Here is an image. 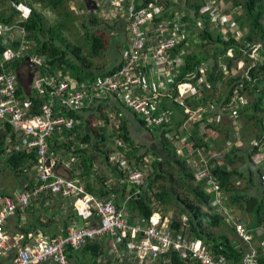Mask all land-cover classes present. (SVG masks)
Masks as SVG:
<instances>
[{
	"label": "built area",
	"instance_id": "1",
	"mask_svg": "<svg viewBox=\"0 0 264 264\" xmlns=\"http://www.w3.org/2000/svg\"><path fill=\"white\" fill-rule=\"evenodd\" d=\"M90 1L101 15L106 16L105 18L113 16L117 21L124 22L127 41V46L121 51L119 67L93 83H78L69 76L59 73L42 75L39 71L42 59L29 56L33 44L28 41L24 28L19 24L7 25L0 21V46L4 49L0 58V123L2 129L9 125L16 136L13 140L7 133L3 138L2 158L8 156L14 149L34 151L36 157L33 166L35 172L33 188L18 190L11 196H0V259L9 260L8 264H70L67 257L68 249L78 250L86 243H93L100 240L97 238H102L109 243L107 257L112 264H169L167 256L170 254L179 255L190 264H226L223 258L214 259L201 240L174 239L170 220L157 212H153L148 220H140L137 224L131 225L129 214L124 209H117L113 195L99 198L87 192L83 182L78 178L80 166L77 157L69 155L68 160L63 156L52 157L51 153H48L47 140L58 132L61 135L60 140L64 141L63 130L70 129L79 122V119L60 115L63 108L85 115L89 109L95 107L102 109V105H124L145 125L155 128L168 121L161 105L162 101H165L183 108L186 119L180 128L184 131L195 125L200 128L202 122L205 126L218 122L217 115L206 116L208 110L200 100L201 87H209L204 76L205 67L200 70L202 77L197 78V74L188 75L187 80L177 82L175 86L172 84L177 69L186 56L184 50L176 53L178 46L185 41L188 30L187 24L181 21L179 14L172 18L164 17L161 9L156 7L155 0H145L146 7L140 8H135V3L139 0ZM15 8L21 13L22 20L27 19L31 13L30 8L23 4H18ZM220 12H222L220 0H206L200 10L199 19L208 18L211 29H216L217 33L223 35L222 30L226 26L225 22L220 20ZM196 25L199 30L204 29L203 20H198ZM248 48L249 58L256 60H252L254 65L257 62L261 63L260 55L257 54L263 49L262 45H250ZM229 53L231 52L227 55L232 56ZM26 58L29 61H26L25 75L29 77L33 72L29 62L35 64L37 72H34L32 83L25 88L31 89L34 95L37 93L38 97L47 99L39 106L38 114L32 113L34 104L25 92L23 96L17 92L18 73L21 67L15 72L8 68L13 62L25 61ZM240 63L244 67L243 62H239L234 71H238ZM237 98L244 102L243 97L238 95L232 97V102L235 103ZM189 99L195 103H188ZM231 111L235 115V111L233 109ZM107 115L113 120L109 124L118 129L119 119L115 115L109 113ZM113 132L117 135L119 130ZM203 136L208 143L210 138L206 133ZM238 140L239 137L236 142ZM252 145L263 147L264 139L253 141ZM115 146L116 152L109 156L111 163L117 166L130 185L142 183L148 177L146 169L149 165L148 159L142 157L139 162L135 159L137 164L129 163L125 157L129 148L126 143L116 138ZM194 150L197 159L200 157L201 161L198 164L195 162L196 159H193L190 163L193 167L194 164L201 166L198 168V174H203V178L208 180L206 190H209L208 193L212 197V207L220 215L228 213V221L233 222L238 238L249 246V252L240 264H258L259 249L252 243L257 241L259 236H264V229L250 230L241 221H235L234 218L238 217V214L228 212L224 208V204L227 203L225 195L219 188L217 180L210 174L213 168L210 163L215 160L218 164L224 152H212L210 144L208 147L201 146ZM261 156L263 157L259 165L264 164L262 163L264 150ZM261 169L263 173L260 176V183L264 187V167ZM44 195L72 201L75 215L83 222V226L71 227L64 238L52 239L41 236L33 238L29 235L10 239L5 233L7 218L25 211L30 207L32 200ZM22 242L25 243L21 244ZM262 244L261 249L264 250V242ZM116 256L119 259H116Z\"/></svg>",
	"mask_w": 264,
	"mask_h": 264
},
{
	"label": "trees",
	"instance_id": "2",
	"mask_svg": "<svg viewBox=\"0 0 264 264\" xmlns=\"http://www.w3.org/2000/svg\"><path fill=\"white\" fill-rule=\"evenodd\" d=\"M68 1L69 0H0V3L3 2L7 4V7L3 10L0 7V21L7 25L19 24L24 28L28 41L33 42L32 53L36 57L42 59L39 68L42 75H56V73H59L63 76H69V78H72L78 83H93L96 79L113 72L119 67L120 62L119 64L114 63L111 67L104 70V72L101 70L96 72L91 69V63L81 57L80 49L69 45L63 33L69 31V23H72L71 20L75 22V17L70 15L69 7L66 5ZM146 1L139 0V3H135V8L146 7ZM229 1L232 10L237 11L234 15L230 13L226 17L231 18L232 25L240 30L241 35L237 37V35L230 34L232 33L230 32L228 33V40L222 39L221 35L216 32V29H211V27H209L210 22L208 18L199 19L201 18L200 10L204 7L206 0L191 2L189 5H186L189 3V0H183L184 5L180 3L176 4L174 1L170 0H155L154 3H156L157 8L161 9V13L164 17L172 18L175 14H179L181 21L187 24L188 30L185 35L186 39L176 49V53L179 50H184L186 56L182 65L177 69L176 77L172 83L173 86H175L177 82L187 80L188 75L197 74V78L202 77L200 70L202 67H205L204 76L209 87H201L202 96L200 97L201 99H199L208 110L206 116L214 115L210 108L216 105V102H220V105L222 104L221 107L224 108L225 111L233 109L236 117L237 115H242L246 117L247 121L251 122L253 126H256L255 130H251L252 132L249 137L244 135V132H248L247 129H243V127L246 126L244 123L243 126L240 125V137L239 133L235 132L231 126L227 127V132L236 133V137H239L240 142L243 143L246 140L251 141V139L259 141L264 139V52H262L260 56L262 62H257L254 65V62L249 58L250 53L247 50L250 45L253 46L257 44L262 45L264 48V0ZM12 4L15 6L23 4L30 8L31 13L28 18L22 20L21 13L15 6H12ZM37 4L44 8L51 9L55 15L60 16L62 21L57 20L55 24L47 27L46 14L38 11L36 7ZM97 12L100 14L97 9L91 13H86L83 21H81V25L83 29H85V38L89 46V59L98 58L102 55L106 45L109 44L104 37L102 32L103 29L99 27L98 19L93 14ZM103 20L105 25L110 26L114 24L116 19L111 16L103 18ZM155 20H157V16H155ZM198 20H203L204 29L199 30L197 28L196 22ZM96 25L98 26L96 32H91L88 29L89 26L94 28ZM213 31L215 34H213ZM125 42L127 44L126 40ZM208 46L212 48H207ZM3 51L4 49L0 46V58ZM228 52H231L232 56H228ZM242 61L244 64L243 70L246 72L227 80V92L223 96V99L220 98L215 101L210 99L208 90L212 87L211 85L217 86V81H223L224 76L231 74L232 71H234L233 67ZM26 65V61L18 60L17 62H13L8 68L15 71L14 69L21 67V70H24ZM20 78L21 73L19 72L17 92L22 96L23 92H25L34 104L32 113L38 114L39 106L43 101H47V99L38 97L37 93L34 95L31 89L27 90L25 85L21 83L22 81ZM235 92L238 93V96H242L246 99V101L242 102L237 98V101L235 100L236 102L234 101L235 103H233L232 97ZM247 98L249 100H247ZM187 102L195 103L194 100L191 102V99L187 100ZM161 105L166 117H168V121H165L161 126L154 128L145 125L134 115L140 127H145L151 132L156 130L157 133L156 138L160 149L159 152H154L151 149L148 151L151 153L149 165L148 168H146L148 169V177L145 178L142 184H138L137 187L132 186L130 191L125 184H123L121 189L112 188L111 190H106L104 186H101V194L104 191H106L104 194L105 196L114 194V203L117 209H124L129 214V217L133 215L145 221L152 215L156 204L164 208H178L182 213L180 216L177 215L176 219L170 220L171 229L178 228L181 224V219L179 217L182 215L186 216L189 233L194 239L203 242L207 247L208 253L214 259L220 257L228 264H237L247 255L246 252L248 250L244 249L243 244V248H240L242 242L232 236L233 233L230 228L226 226L225 228L223 227V219L212 213V198L206 193L205 186L200 182L196 186L194 185V180H196L195 173L190 167L188 160L176 154V138L174 131L173 135L169 137V132H171V130H176L183 126L186 119L183 108H180L177 104L167 103L165 101H162ZM111 111L114 112L116 118L121 117L120 109L117 106L111 108ZM60 115L76 119L82 118L80 114L65 108L61 110ZM88 115L90 118L97 117V119H101L100 121L103 122V125L98 129L88 125L85 120H79L77 125H74L70 129L65 128L63 130L62 136L66 139L65 141H61V135L55 132L54 135L47 140V146L48 153H51L52 157H58L57 154L62 151H64L66 155L77 157L82 171L81 176L88 177V180L84 183L86 190L88 192H95L96 190L92 183L95 177H92L93 179L91 180L89 178L91 169L94 166V159L99 154V156H103V161H110L108 156H112L117 147L115 143L112 144V142L109 141L112 140V135H104V124L107 120H113L109 119V117L107 119L108 115L103 113V110L99 107L89 109ZM216 124L218 126V122L215 124L208 123L207 126L217 129ZM220 126L222 127V123ZM115 130H119L115 137L121 139L122 142L126 143V146L129 147L127 152L129 156L136 158L137 162L141 161L142 156L148 152L144 150V152L136 155L137 149L141 147V145L134 143L124 119L120 121L119 128ZM198 131L199 127L196 125L193 130L194 146L208 147L211 142H215L214 140H209L208 143H206L204 136L202 138L196 137V132ZM7 133L11 139H13L14 132L9 125H6V128L0 131L1 146H3L1 139L5 137ZM70 137H72L71 140ZM107 141H109L108 148L111 147L110 150L98 149V145L105 146ZM83 145H90V147L84 149L82 148ZM234 146L235 145L232 147ZM72 147L75 149L71 150ZM0 149V155H2L4 153V148ZM257 151L258 147L253 145L246 151H242L235 147L226 152L220 160L219 163L222 162L224 166L216 164L213 166L210 173L211 176L217 180L219 188L224 193L225 197H227L226 201L228 200L232 206H236L242 211V214H249L251 217V221L247 225L249 228L264 222V201L262 197L252 196L248 193L249 183L253 182L252 176H259L260 178L263 173V169L261 168L264 167V164L261 166L259 165L258 170H256L254 168L255 164H253L252 161V156L255 155ZM239 152L241 156H239ZM237 160L238 162L240 161L239 166H234L230 169V165H233ZM3 162L5 168H8L9 171L15 175H25L26 177L29 175V178L35 175L33 169L36 162L34 151L29 152L27 150L14 149L8 156L3 158ZM115 171L117 173H115ZM113 173L116 176L123 177V173L118 170L117 166H115ZM98 180L101 182L103 180L105 181L103 177L98 178ZM161 180L163 183L157 184L158 181ZM241 180V183L247 182L246 186L237 187L235 183ZM28 184L34 186L35 181L29 179ZM178 189L185 191L187 197L181 196V194L177 192ZM214 229L218 230V234L214 233ZM224 229L227 230L228 235ZM258 240L264 242V236H259ZM99 241L100 240H96L93 243H86L84 247L78 251L68 249L67 257L70 264H96L97 259L102 257L105 251L102 243L104 240ZM167 257L171 260V264H183L176 254L173 256L170 254ZM258 264H264V250L261 248H259Z\"/></svg>",
	"mask_w": 264,
	"mask_h": 264
},
{
	"label": "rangeland",
	"instance_id": "3",
	"mask_svg": "<svg viewBox=\"0 0 264 264\" xmlns=\"http://www.w3.org/2000/svg\"><path fill=\"white\" fill-rule=\"evenodd\" d=\"M24 1H28V0H24ZM196 1L201 2V0H189V3L186 4V5H189V4H191V2H196ZM177 2H179L182 5H184L183 0H177ZM82 3H83L82 0H69L68 3L66 4L67 6H69L70 15H73V17H75V22H73L71 20L72 23H69V31H65L63 34H64V37L69 42V45L74 46V47H78L80 49L81 57L85 58L87 62L91 63V69L92 70H94L96 72L101 70L102 72H104V70H106V69H108L109 67L112 66L113 61L117 60L118 56L120 55V52H116L117 50L115 49V45H118L120 47V49L123 48V45L119 44L120 41L118 39L114 40L115 44H113L111 42V40H112L111 34L114 33V32H112V28L107 27V25H105L103 23L104 22L103 18H105L106 16L98 14V12L97 13H93L94 16L98 19L99 27H100V29L101 28L103 29L102 32L104 34V37L108 41L109 44L106 45V48L103 51L102 55H100L96 59H89L90 58V57H88L89 46H88L87 40L85 38L86 37L85 29H83V27L81 25V21H83V18L85 17V14H86L85 9H83V4ZM222 5H226V6H225V8H223L222 12L219 13V16H220V20L225 22L224 26H226V27H224V29L222 30L223 35L220 32H218V33L221 35L222 39H224V40H228L227 33H230V32H232L230 34H235V35H237V37H240V35H241L240 30L238 29L239 33L237 34V28L234 25H232V20H230L231 18L226 17L230 13H232L234 15L237 10H235V11L232 10L231 3H230L229 0H228L227 4H224V0H220V7L221 8H222ZM0 7L3 10V9H5L7 7V4L1 2L0 3ZM36 7H37L38 11L42 12L43 14H46L45 16H46V20H47V22H46L47 23V27L52 26L53 24H55L57 22V20L58 21L61 20L60 16L59 15H55V13L51 11V9L44 8V7L40 6L39 4H37ZM118 22H120V20ZM97 25L94 28L89 26L88 29L91 32H93V31L96 32V29L98 28ZM214 26H215V24H214ZM216 26H218V25H216ZM209 27H211V25H209ZM231 28H232L233 31H231ZM213 34H215L214 31H213ZM114 35H115V33H114ZM123 38H125V33L123 34ZM121 41H123V39ZM207 48H212V47L208 46ZM262 52H264V48L261 49V51L259 50V54H257V56H259V55L261 56ZM229 54L232 55V53H229ZM116 57H117V59H116ZM252 60H254V59H252ZM254 61H256V60H254ZM243 68L244 67H243V65L241 63L238 64V71H232L231 74L224 76V80L223 81L218 80L217 81L218 82L217 86L216 85L215 86L211 85L212 87L209 88V90H208L209 91L208 93L210 94V99H212L213 101H215L217 99H220V98L223 99V96L227 92V90H226L227 80L229 78H234L235 76H238L239 74L246 72V71L243 70ZM19 71L21 73V78H20L21 81H22L21 83H23L27 87L28 85H30L32 83V81L34 79V75H33V77L29 78L27 74L25 75L24 70L20 69ZM236 95H238V94L234 93L233 96H236ZM247 100H249V99L247 98ZM244 101H246V99H244ZM217 103H220V102H217ZM221 106H222V104L218 105L219 108H221ZM219 108H217V105H213L210 108L211 111H214V115L215 114L218 115V128L214 129V128L210 127V126H205V123L202 122V123H200L202 127H200L199 131L196 132V137L202 138L203 135H205V133H206V135L210 138V140H215L214 143L213 142L210 143V145L212 146V149H213L212 152H217V151L219 152L220 151V152H224V154H225L226 152L232 150L235 147L240 149V150H242V151H246L248 148H250L251 142L253 143V141H255V139H251V141H247L246 140V141H244V143L243 142L240 143L239 142L240 140H238V142H236V140H237L236 133L227 132V127L231 126V128H233L235 130V132L239 133V137H240V129H241L240 127L243 126V123H244V124H246V126H244L243 129H247V131L249 132V133L248 132L247 133L244 132V135L249 137L251 135V132H252L251 130H253V129L255 130L256 126H253L252 123L247 121V118L243 117L242 115L241 116L237 115V117H236L233 114L234 112L231 111V110L229 112H225V110H224V113L220 114V109ZM87 116H89V115L87 114L85 117H87ZM107 119H108V116H107ZM100 120L101 119H97V117H92L89 120H86L85 122L88 123V125L93 127L94 122L96 124V123L101 122ZM131 121H133V120H131ZM221 123H222V127L220 126ZM127 125H128V129H129V132H130V136L133 139L134 143L137 144V145L138 144L141 145V147H138V150H139L138 153L144 152V150L146 152H148L150 148L153 149L154 151L155 150H159V146H158L159 143L154 144L153 141L152 142L144 141L141 138L140 129H138L135 124L127 122ZM216 126H217V124H216ZM105 129H108L110 131L111 135L115 136V133L113 132V131H115L114 126L106 125ZM194 129L195 128H193L191 132H188L189 137H188V135L186 136V133H185L184 137L180 139L182 146L180 144L176 145V154L179 156L180 153L182 155L187 153V154H189L188 155V159L189 160L196 159L195 162L199 164V162L201 161V158L199 157V159H197L196 154H194L195 150L192 148V145H193V142H194L193 141L194 140L193 139V137H194L193 130ZM178 130H181V129L178 128ZM152 133H153V135H155V137H157L156 130L152 131ZM111 135H109V136H111ZM170 135H173V130L170 132ZM226 135H228L229 137L226 136ZM113 138H115V137H112L111 139H113ZM188 138L190 139L191 142L188 141ZM109 141L113 142L112 140H109ZM109 141H107L105 146L98 145V149H108V150H110L111 147L108 148V142ZM217 143H219V145H216ZM233 145H235V146L232 147ZM89 147H90V145L89 146L88 145H83L82 146V148H84V149H88ZM187 148L189 149V151H188ZM73 149H75V148L72 147L71 150H73ZM240 152H239V156H241ZM211 154H214V153H211ZM57 156L59 158L63 156L65 158H68V160H70V156L64 154V151L58 153ZM179 157H182V156L180 155ZM262 157L263 156H261V154H260L258 156H255L254 159L255 160L256 159H260L261 160ZM2 159L3 158L0 157V190H3V189L6 190V189H8V188H10V187H12L14 185V182H15L14 179L15 178L12 175V173L9 171L8 168L4 167V165L2 163ZM190 164L192 165V163H189V165ZM215 164H216L215 160L210 163V165H213V166ZM218 164L220 166H224V165H222V162L218 163ZM239 164H240V161L238 162V160H237L233 165H230V169L232 168V166L233 167L234 166H239ZM94 165H95L94 168H95L96 173L99 174L98 176L99 177H103L104 179L106 178V181H109L110 186L114 187L115 185H113V183L116 184V182H117L119 184L121 182L122 185L123 184L127 185L129 191L131 190L132 186L137 187V185H130L129 183H127L125 181V179L121 178L118 175L116 176L115 174H113V170L115 168L114 164L113 163L111 164V161H105V160L103 161V156H99V154H98L95 157V159H94ZM194 166H195L194 168L196 169L195 171H193L195 173V179H196V180H194V185L196 186L199 182H201V180L203 178V174H198V168H201V166H199L197 164H194ZM60 170L63 171L62 168H60ZM62 173H64V172H61V174ZM115 173H117V172L115 171ZM118 179H119L120 182L117 181ZM160 183L162 184L163 181L162 180L158 181L157 184H160ZM246 183L247 182H243L242 184L246 185ZM140 184H142V183H140ZM180 185H182V184H180ZM177 192L179 194H181V196H186L185 191H183L182 189H178ZM207 192H209L208 189H207ZM167 208L170 209V211L167 213V217H169L173 213L174 215L172 217L176 218L177 215L179 213H181L178 210V208H176V207H167ZM167 208H163V209H167ZM180 215L181 214H179V216ZM183 217H186V216L182 215L180 218H183ZM242 217H244V216H241V218ZM239 219H240V217H239ZM214 233L218 234V230L214 229ZM187 235H188V233H183V234L180 235V237L181 238H185V239H189V240L190 239H194V237H192L191 234H189L190 238ZM260 237H262V236H260ZM97 239L101 240L102 238H97ZM238 241L242 242V243L240 242L241 243L240 248H243V246H244V249L248 250V248H249L248 244L244 243L241 239H239ZM258 241H259L258 244H257V241H256L255 244H253L254 247L257 248V249H259V248H261V246H263L262 242L260 240H258ZM242 244H243V246H242ZM108 246H109V243H108ZM115 258L119 259V258H117V256ZM178 258L184 264H190V262L182 260L179 257V255H178ZM98 260L101 261L102 264L106 263L104 261L103 257H99L97 259V261ZM169 264H171V260L170 259H169Z\"/></svg>",
	"mask_w": 264,
	"mask_h": 264
},
{
	"label": "crops",
	"instance_id": "4",
	"mask_svg": "<svg viewBox=\"0 0 264 264\" xmlns=\"http://www.w3.org/2000/svg\"><path fill=\"white\" fill-rule=\"evenodd\" d=\"M82 1H83V3H82L83 4V9H85L86 13H89L87 11L86 6H85V3H84L85 0H82ZM170 1H174L176 4H179V2H177V0H170ZM227 2H228L227 0H224V4H227ZM225 6L226 5H222V10H223V8H225ZM107 27L112 28V32L115 33V35H114V33L111 34V38H112L111 42L113 44H115L114 43V40L115 39H118L120 41L119 44H122L123 47L125 48L127 46V44L125 42V40H126V30H125V24H124V22L123 21H120V22L117 21L116 22V20H115L114 24H112L110 26H107ZM124 33H125V38H123V34ZM238 33L239 32H238V29H237V34ZM227 35H228V33H227ZM122 39H123V41H121ZM31 43L33 44V42H31ZM115 49L117 50L116 52H120V55L118 56V59L116 57L117 60H114L113 63H112V65L115 62H116L115 64H119V62L121 60V51L123 50V48L120 49V47L118 45H115ZM31 50L29 51V56L36 57L32 53ZM31 68L32 67H30V69ZM9 70L12 71L10 68H9ZM14 70L16 71V69H14ZM15 71H12V72H15ZM38 75L39 74H37V76ZM216 105H217V108H219L218 105H220V103H217L216 102ZM114 106H117L120 109L121 117L117 118V119H119V121H122V119H124L126 121V123L128 122V123L135 124L137 126V128L140 129L141 138L144 141H149V142H152L153 141L154 144H157L158 143L157 138L155 137V135H153V133L150 130L146 129L145 127H140V125L137 122V118H135L134 114L130 110H128L127 108H125L124 106L119 105V104H116V105L115 104H112V105H104V106L102 105L103 113H105V114H108L109 113V114H112V116H113L114 115V112L111 111V108H113ZM219 109H220V114L221 113H224V110H225L224 108L221 107ZM225 112H229V111H225ZM213 113H214V111H213ZM87 114L88 113H86L85 115L81 114L80 116H82V118L79 119V120H82V121L83 120H85V121L86 120H89L90 119L89 116L85 117ZM131 120H133V121H131ZM109 122H110V120H107L106 123L104 122L105 123L104 124V127L106 125H109L110 126ZM101 125H103V122H99V123H96V124L94 122L93 127L99 129V127ZM195 127H196V125L190 127V129L188 131L185 130L186 132L183 129H181L180 127L179 128L181 130H178V128L176 130L173 129V131L175 133V138H176V145L180 144L182 146L180 139L184 137L185 133H186V136H187L188 135V132H191L192 129L195 128ZM217 128H218V126H217ZM1 129H2V127H1V123H0V131H1ZM104 135L105 136H109V135H111V133H110V131L108 129H104ZM15 137L16 136L13 135V140L15 139ZM112 137H115V136L112 135ZM188 137H189V135H188ZM3 138L4 137H2L1 140H2V143H3L2 145L4 146ZM115 138L112 139L113 140L112 143H115ZM188 141H190L189 138H188ZM76 144H77V142H76ZM216 145H219V143H217ZM251 145H252V142H251ZM3 146L0 145V148H3ZM192 148L193 149L197 148L196 146H194V142H193ZM151 150H153V149H151ZM262 150H264V146L258 148L257 153H255V155L252 156V161H253V164H255V166H256V167L254 166V168L256 170H258V166L260 164V159H256L255 160L254 158H255V156L260 155L261 152H262ZM138 151L139 150L137 149L136 155L137 154H140V153H138ZM188 151H189V149H188ZM115 152H116V150H115ZM154 152H159V150H155ZM180 155H182V154L180 153ZM184 155H182V156H184L182 158L187 159L188 162L190 163V161H192V160H189L188 157H186L189 154L185 153ZM0 157H3V156L0 155ZM125 157H126V160L129 163H135V164H137L136 161H135L136 158H134L132 156H129V153L126 152V156ZM142 157L145 158V159H148V161H149V159L151 158V153L148 152V153L144 154ZM108 158H109V156H108ZM219 162H220V160L218 161V163ZM2 163L4 165L3 159H2ZM114 166H115V164H114ZM4 167H5V165H4ZM94 167H95V165L91 169V173L89 174V178L91 180V179H93L92 177H95V180L93 179V182L92 183H93L94 189L96 191L95 192H90L89 191L90 193L97 195L99 198H102V197L105 198V197H108L110 195L105 196L104 194L106 193V191H104L102 193L103 194L102 195L101 194V190H100L101 186H104V188L106 190H111L112 188H114V189H121L122 188L123 185L121 184V182L119 181V179L117 181L120 182V183L119 184L117 182H116V184L113 183V185H115L114 187L110 186L109 181H106V178H105V181L104 180L102 182L99 181L98 178H101V177L98 176L99 174L96 173ZM190 167L193 169V171L196 170L193 167V165H191V164H190ZM232 168H233V166H232ZM81 174H82V171H81V168H80L79 173H78V178H80V180L84 184L85 181L88 180V177L87 176H83L82 177ZM12 175L15 178L14 179L15 180L14 185L12 187L6 189V190H4V189L3 190H0V196H2V195L11 196V195L15 194L18 190L33 188V186H30L28 184V181H29V179L35 181V175L31 176V178H29L30 177L29 175L27 177L25 175L18 176V175H15L13 173H12ZM121 178H123V177H121ZM252 178H253V182L252 183H249L248 193H250V195H252V196H260V197H262V199L264 201V187L261 186L259 176H257V177L256 176H252ZM207 181L208 180L206 178H202V180L200 182L202 185L205 186V190H206ZM241 182H242V180L240 182H236L235 185L237 187L238 186H240V187L246 186V185L242 184ZM206 193L209 194L207 192V190H206ZM113 196L115 197L114 194H113ZM225 198L227 199V197H225ZM127 199H128V197H127ZM155 206L156 207L154 208V211L153 212H157L163 218H167L169 220L170 219H174V217H172L174 215L173 213L169 217H167V213L170 211L169 208L163 209L164 207H162L159 204H156ZM211 208H212V213L213 214H215V215L219 216L221 219H223V223H224L223 227L225 228V226H226V227L230 228L232 230V233H233L232 236L235 237L237 240H239L238 235L236 234V231L234 230L235 228H234L233 222L230 223L228 221V218H229L228 213H224V214L220 215L212 207V204H211ZM224 208L228 212H232L233 211V212L237 213L241 220L239 219V217H236V218H234L235 221H241L242 224L244 226H246L247 229H250V230L264 229V222H262L261 224L255 226V227H250L249 228L247 226L249 224V222L251 221V217L249 216V214L248 213H243L242 214L241 213L242 211H240L236 206L235 207L232 206L228 202V200H227V203L224 204ZM239 212H240V214H239ZM181 213H179V214H181ZM241 216H244V217L241 218ZM179 218H177V219H179ZM182 220L183 221H187V218L186 217H183ZM182 220H181V224L179 222L180 226L178 228L172 229L173 230V233H174V239L181 238L180 235L183 234V233H188L187 236L190 238V236H189V234H190L189 233V226H188L187 222L184 223V222H182ZM232 220H233V218L231 219V221ZM139 221H140V219L138 217H136V216L131 215V217H129V223L131 225L137 224ZM81 226H83V222L80 219H78L77 216L75 215V212L73 210V203H72V201L65 200L63 198L56 197V196L44 195L42 197H38V198L32 200L30 207L27 208L25 211H23V212H17L16 214H13V215L9 216L7 218V221H6V224H5V233H6V235L10 239H13L16 236L27 237L29 235L32 236L33 238H34V236H41V237H44V238H52V239H55V238H64V237H66L68 235V231H69V229L71 227L80 228ZM225 231H226V234H227V230H225ZM225 231H224V233H225ZM100 241H103L102 243H103V246H104V249H105L104 255L102 257H103V259H104V261L106 263H103V264H112L109 261V258L107 257V253H108V249H109L108 248V244H107L108 243L107 240L106 239H102ZM24 243L25 242H22L21 244H24ZM255 243H256V241H254L252 244H255ZM258 243H259V241L257 240V244ZM78 250H80V249H78ZM248 252H249V249H248V251L246 253L248 254ZM241 261L239 263H237V264H240ZM8 263H9V260L6 259V261H5L4 259H0V264H8ZM96 264H102V262L98 260V261H96ZM226 264H228V263L226 262Z\"/></svg>",
	"mask_w": 264,
	"mask_h": 264
},
{
	"label": "water",
	"instance_id": "5",
	"mask_svg": "<svg viewBox=\"0 0 264 264\" xmlns=\"http://www.w3.org/2000/svg\"><path fill=\"white\" fill-rule=\"evenodd\" d=\"M84 3H85L87 11L89 13L93 12L96 9V6L94 4H92L90 0H85ZM25 61H29V59L26 58ZM29 66L33 68V72L30 73V75H29V77L31 78L34 75V72H37V67L35 66L34 63H31V62H29Z\"/></svg>",
	"mask_w": 264,
	"mask_h": 264
}]
</instances>
